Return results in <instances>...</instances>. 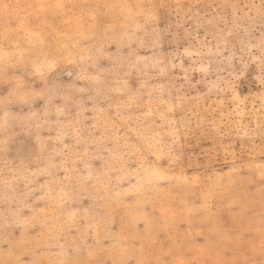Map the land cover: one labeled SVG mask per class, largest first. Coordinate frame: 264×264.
<instances>
[{"label": "rangeland", "instance_id": "obj_1", "mask_svg": "<svg viewBox=\"0 0 264 264\" xmlns=\"http://www.w3.org/2000/svg\"><path fill=\"white\" fill-rule=\"evenodd\" d=\"M0 264H264V0H0Z\"/></svg>", "mask_w": 264, "mask_h": 264}]
</instances>
